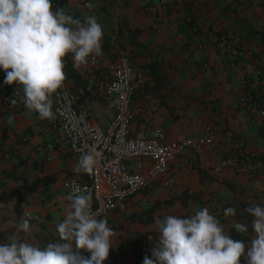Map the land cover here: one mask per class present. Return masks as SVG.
<instances>
[{
	"label": "crops",
	"instance_id": "crops-1",
	"mask_svg": "<svg viewBox=\"0 0 264 264\" xmlns=\"http://www.w3.org/2000/svg\"><path fill=\"white\" fill-rule=\"evenodd\" d=\"M88 2L92 7L88 8ZM160 0H68L65 11L83 19L94 15L104 27L102 55L99 64L74 66L69 54L66 60V83L76 97V108L85 110L91 121L105 126L113 116L111 98L96 90L101 78L109 77L107 65L117 59L118 52L126 53L133 72H144L146 90L133 99L134 107L143 109L131 123L132 131L150 132L160 128L167 140L179 135L202 137L204 125L225 144L236 141L248 145L264 158V118L238 102L241 93L237 81L246 74L256 99L264 102V78L255 83L253 68L244 52H253L264 63V13L258 0H183L155 15L143 11ZM191 17L198 28L199 44L191 53V44L184 20ZM178 22L175 32L168 26ZM160 29V31H158ZM239 36L242 54L234 58L218 47L220 34ZM5 72L0 69V243L8 237L27 214L32 234L19 237L43 248L48 242H61L58 223L69 211L60 200L65 182L76 175L75 165L60 134L51 128L47 119L28 112L22 103V93L14 92L19 85L4 84ZM5 98L18 101L16 109L5 105ZM9 116L13 122L9 124ZM28 136L19 143V152L10 159L2 153V143L14 139L15 130ZM203 156L211 166L220 161V151L205 149ZM193 150H185L170 166L171 188L161 179L119 204L107 218L113 229V247L105 264H143L145 256L158 241L155 219L172 214L187 217L194 210L208 207L228 233L233 221L224 215L226 208L236 209L238 222L247 224L249 231L242 240L247 246L254 237L253 217L246 209L254 204L264 207V170L238 173L222 169L219 173L204 168ZM148 168L150 162L144 160ZM155 204L158 208L149 213ZM139 235H145L139 240ZM144 239V242H143ZM87 256V252L82 253ZM241 264H244L242 259Z\"/></svg>",
	"mask_w": 264,
	"mask_h": 264
},
{
	"label": "clouds",
	"instance_id": "clouds-1",
	"mask_svg": "<svg viewBox=\"0 0 264 264\" xmlns=\"http://www.w3.org/2000/svg\"><path fill=\"white\" fill-rule=\"evenodd\" d=\"M88 8L92 6L87 5ZM104 27L94 15L83 19L67 14L63 7L53 10L52 0H0V69L4 84L19 85L22 103L40 119L54 120L52 96L65 86V58L71 54L74 66L87 65L102 55ZM16 99L11 100L13 106ZM9 124L13 117L9 116ZM98 157L93 149L83 153L75 172L93 173ZM70 209L57 231L61 242H48L43 248L22 240L18 233L31 235L29 219L19 222L16 232L0 243V264H105L113 247V229L107 218H97L92 196L85 188L73 185L68 196ZM253 217L254 237L247 246L233 239L208 207L194 210L187 217L168 214L154 221L158 241L152 258L143 264H264V207L246 209ZM235 216L236 209L224 210ZM238 233H247V224L235 222ZM87 252L88 256L82 253Z\"/></svg>",
	"mask_w": 264,
	"mask_h": 264
},
{
	"label": "built area",
	"instance_id": "built-area-1",
	"mask_svg": "<svg viewBox=\"0 0 264 264\" xmlns=\"http://www.w3.org/2000/svg\"><path fill=\"white\" fill-rule=\"evenodd\" d=\"M244 1L239 0L241 3ZM258 1L264 13V0ZM174 2L180 6L183 0ZM87 5L88 2L85 3L86 7ZM169 7L171 5L168 0H160L154 6L145 5L143 11L155 15L158 11L166 12ZM184 23L191 40L188 48L191 53L202 45L199 44L198 28L191 17H186ZM178 28V22L168 26L171 32L177 31ZM218 47L222 53H228L234 58L243 53L242 39L239 36L220 34ZM118 53L117 59L107 65L109 77L101 78L96 83L97 92L111 98L113 116L105 126L93 123L85 110L76 108V97L69 90L66 81L65 86L52 96L55 119L48 120V123L64 139L75 167L85 152L95 149L98 157L93 173L80 172L67 178L60 200L70 207L68 196L72 186L86 188L91 193L92 210L97 213V218H108L119 204L146 189L156 179H161L163 187L171 188V163L188 149L200 156L204 168L216 174L227 168L238 173L264 170V158L259 157L248 145L238 141L225 144L207 125L203 126L206 134L202 137L179 135L172 140H167L160 128H154L150 132L132 131V121L143 111L141 107H134L133 99L146 90L147 83L142 70L136 74L133 72L129 56L123 52ZM244 55L250 60L257 84L264 78V63L253 52H244ZM99 62V57H92L88 65L94 68ZM237 81L241 87L239 104L253 109L259 118H264V102L256 99L254 87L246 74H239ZM4 102L9 109H16V105L13 106L8 98H5ZM27 140V135L19 129L15 130L14 139H7L2 143L3 157H13L19 152V143L24 144ZM208 148L220 151V161L215 167L203 156ZM144 160L150 162L148 168L144 166ZM26 217L35 220L39 216L27 214ZM229 217L233 224L238 222L237 215ZM229 234L233 239L240 240H244L247 235L238 233L234 227Z\"/></svg>",
	"mask_w": 264,
	"mask_h": 264
},
{
	"label": "trees",
	"instance_id": "trees-1",
	"mask_svg": "<svg viewBox=\"0 0 264 264\" xmlns=\"http://www.w3.org/2000/svg\"><path fill=\"white\" fill-rule=\"evenodd\" d=\"M68 0H52V5H53V10H55L58 7H63L65 10V6L67 4ZM67 13V12H66ZM68 14V13H67ZM74 18L79 19L77 16H73ZM159 204H155L154 206H152L149 210V213L153 212L155 209L158 208ZM145 235H139V240H142V238H144ZM144 242V239H143Z\"/></svg>",
	"mask_w": 264,
	"mask_h": 264
}]
</instances>
